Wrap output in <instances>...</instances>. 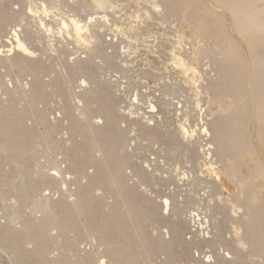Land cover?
I'll return each mask as SVG.
<instances>
[{"label": "rangeland", "instance_id": "374dc122", "mask_svg": "<svg viewBox=\"0 0 264 264\" xmlns=\"http://www.w3.org/2000/svg\"><path fill=\"white\" fill-rule=\"evenodd\" d=\"M0 10V264H264V0Z\"/></svg>", "mask_w": 264, "mask_h": 264}, {"label": "bare ground", "instance_id": "6f19581e", "mask_svg": "<svg viewBox=\"0 0 264 264\" xmlns=\"http://www.w3.org/2000/svg\"><path fill=\"white\" fill-rule=\"evenodd\" d=\"M1 11V10H0ZM28 11L30 12V13H33L34 12V10L32 9V7H31V5H29L28 6ZM39 12H41V13H45V14H47L48 13V8L44 5V4H42V7H41V11H39ZM35 13V12H34ZM38 13V12H37ZM3 17V16H2ZM1 18V17H0ZM72 23V22H71ZM43 25V24H42ZM65 27L67 26V24L64 22V24H63ZM73 25H74V29H75V32H76V34H77V36H79L80 37V35L82 34V31H83V29L85 30L86 29V27L85 26H83V25H81V24H79L78 22H76V21H73ZM45 28V27H44ZM22 31V30H21ZM78 37V38H79ZM12 38H13V40L14 41H11L10 43V49L9 50H7V51H14V49H17V50H19V51H21V52H23V53H25V54H28V55H31V54H33L30 50H29V48L27 47V45H26V43L20 38V36H19V34L17 33V30L16 29H13L12 30ZM83 40H85V39H83ZM82 40V41H83ZM9 56V55H8ZM12 65V64H11ZM263 73H261L262 74V76L264 75V71H262ZM262 84H264V76H263V79H262V82H261ZM263 97H264V95H263ZM154 108V107H153ZM100 111L102 112V113H104L105 114V116H106V118L108 119V120H110L111 121V119L112 118H115L114 117V114H112V111L110 112V111H108L105 107H101V109H100ZM113 123H115V122H113ZM204 129V128H203ZM87 130V129H86ZM184 130V132L185 133H189L186 129H183ZM222 131H224V129H223V127H220V126H218V125H216V126H214V140H215V142L218 144V145H222V143H223V139H224V134H222ZM227 131V135H226V137H229V131H232L231 129H227L226 130ZM203 132H207V130L206 129H204L203 130ZM3 147H5V146H3ZM211 148V147H210ZM207 150V149H206ZM118 167H116V169H117ZM121 169H122V167H121ZM118 170V169H117ZM43 176V175H42ZM45 179V178H44ZM47 186V185H46ZM46 205H47V203H46ZM166 207H168V205H169V201L167 200V199H165V204H164ZM169 208V207H168ZM40 209V208H39ZM42 209H44V207L42 208Z\"/></svg>", "mask_w": 264, "mask_h": 264}]
</instances>
